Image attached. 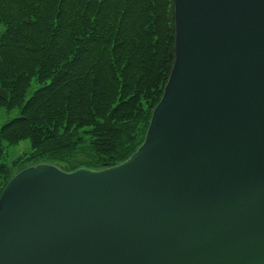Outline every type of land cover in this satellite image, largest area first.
Returning <instances> with one entry per match:
<instances>
[{
	"label": "water",
	"instance_id": "obj_1",
	"mask_svg": "<svg viewBox=\"0 0 264 264\" xmlns=\"http://www.w3.org/2000/svg\"><path fill=\"white\" fill-rule=\"evenodd\" d=\"M174 59L119 164L14 174L0 264H264V0H174Z\"/></svg>",
	"mask_w": 264,
	"mask_h": 264
},
{
	"label": "trees",
	"instance_id": "obj_2",
	"mask_svg": "<svg viewBox=\"0 0 264 264\" xmlns=\"http://www.w3.org/2000/svg\"><path fill=\"white\" fill-rule=\"evenodd\" d=\"M173 3L0 0V191L30 165L101 169L136 150L172 67Z\"/></svg>",
	"mask_w": 264,
	"mask_h": 264
},
{
	"label": "rangeland",
	"instance_id": "obj_3",
	"mask_svg": "<svg viewBox=\"0 0 264 264\" xmlns=\"http://www.w3.org/2000/svg\"><path fill=\"white\" fill-rule=\"evenodd\" d=\"M3 31V27L0 25V34ZM3 116H5V114H3L2 110L0 111V119L3 118ZM28 148H27V144L25 142L20 143L15 149H11L10 151V156L9 159H12L16 156H19L21 154H23L24 152H27ZM25 164L23 165H19L17 167H15L14 171L19 170L21 167H23Z\"/></svg>",
	"mask_w": 264,
	"mask_h": 264
}]
</instances>
